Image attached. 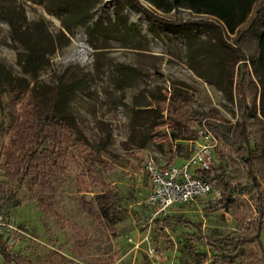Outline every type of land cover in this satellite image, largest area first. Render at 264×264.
Returning <instances> with one entry per match:
<instances>
[{"label": "rangeland", "instance_id": "obj_1", "mask_svg": "<svg viewBox=\"0 0 264 264\" xmlns=\"http://www.w3.org/2000/svg\"><path fill=\"white\" fill-rule=\"evenodd\" d=\"M138 4L147 12L125 0H0V148L8 145L10 121L29 99V87L60 85L61 106L99 153L97 159L93 149L70 147L56 172L14 183L0 165V180L7 181L0 191V235L30 264H59L46 259L51 252L65 257L60 264L258 263L264 255V224L261 244L238 239L254 231L247 228L250 218H264V179L258 175L261 187L254 189L243 163L220 141L211 174L220 196L210 199V192L175 205L169 220L150 217L146 162L181 164L188 152L185 140L172 139L162 124L167 94L186 92L196 118L205 113L210 120L240 121L235 97L230 100L218 86L227 85L231 69L235 84L237 65L249 60L244 56L235 64V52L216 27L203 23L209 17L183 6L164 13L143 0ZM223 37L248 54L236 35ZM27 44L46 53L35 79L20 65ZM11 78L30 82L19 101L5 91ZM249 143L255 148L252 137ZM3 160L0 155V164ZM94 167L103 185L90 173ZM215 171L237 186L230 197L213 178ZM47 181L51 189L44 187ZM109 189L115 212L98 203ZM39 199L51 210H42ZM105 218L113 222V231Z\"/></svg>", "mask_w": 264, "mask_h": 264}, {"label": "trees", "instance_id": "obj_2", "mask_svg": "<svg viewBox=\"0 0 264 264\" xmlns=\"http://www.w3.org/2000/svg\"><path fill=\"white\" fill-rule=\"evenodd\" d=\"M66 3H73V0H62ZM69 1V2H68ZM85 1V0H82ZM136 8H142L138 0H125ZM152 4L154 9L162 12H169L172 9L183 6L192 13L202 14L211 20L203 22L216 27L220 39L235 52V64L246 56V62L237 65L236 79L233 83L235 73L233 69L227 71L229 79L227 85L218 86L223 93H226L230 100H236V107L240 114V121L230 122L228 120H209L211 129L215 130L220 142L228 147V152L235 154L239 162L249 176L254 189L261 187L258 175L264 179V1L261 0H143ZM75 6V4H70ZM140 5V6H139ZM77 14L81 9L77 10ZM78 16V15H77ZM155 18L158 16H154ZM80 19V18H79ZM78 19V20H79ZM161 20V19H160ZM236 35L235 42L242 43L248 51L244 54L241 47H235L228 43L223 35ZM245 41V43H243ZM26 52L20 60L22 72L31 79H35L39 70L47 61L46 53L39 45H25ZM224 81V80H223ZM27 79H13L6 81L5 91L12 95L13 101H19L29 86ZM224 83V82H223ZM246 83V84H245ZM233 84L236 88H233ZM30 95L26 103L21 104L20 112L12 118L9 126V142L3 147L0 155H3V162L0 164L2 175L9 182H16L21 177L40 175L42 172L54 173L60 162H63L65 154L70 147H81L85 151H94V158H99L98 150L92 148L83 134L75 127L74 120L70 113L61 106L63 92L60 85L50 89H37L35 85L29 87ZM165 119L162 124L171 130L172 139H191L195 137V128L202 119L208 117L205 113H199L197 118L188 108L189 96L186 92L173 90L167 94ZM235 97V100H234ZM250 98V100H249ZM162 117V116H159ZM248 119H253L252 122ZM253 138L256 142L252 148L249 140ZM46 143L42 149L38 147ZM96 162V160H94ZM93 163V162H92ZM99 176V184L103 185V177L94 167L92 171ZM93 174V173H92ZM91 174V175H92ZM212 170L205 174L210 181ZM214 179L221 187L223 195L230 197L237 187L226 183L223 173L215 171ZM7 181L0 180V191L6 186ZM46 189H51L50 182H43ZM259 199V195H258ZM260 200V199H259ZM261 202V201H259ZM102 208H108L115 212L113 190H107L103 199L98 200ZM39 207L42 210H51L50 203L39 199ZM262 213V205L258 209ZM263 217V216H262ZM106 219V218H105ZM165 220L171 219L166 216ZM246 220V215H244ZM108 226L113 231V222L106 219ZM264 218L254 221L251 218L247 222V228L254 231L244 234L238 240L247 243H260V233ZM236 245V243H234ZM235 246H233V249ZM0 258L3 264H30L19 253H13L8 248V243L0 235ZM49 262H65V257L59 252H51L46 258ZM228 261L227 256L220 257ZM250 264V263H249ZM253 264V263H251ZM255 264H264V255Z\"/></svg>", "mask_w": 264, "mask_h": 264}, {"label": "built area", "instance_id": "obj_3", "mask_svg": "<svg viewBox=\"0 0 264 264\" xmlns=\"http://www.w3.org/2000/svg\"><path fill=\"white\" fill-rule=\"evenodd\" d=\"M208 120L204 118L197 125L194 138L184 139L188 152L181 158V164L175 161L158 163L152 159L146 162L144 168L149 191L145 203L152 220L166 218L177 209L175 205L191 204L200 195L211 192L213 196L210 199L220 196L221 190L205 175L212 170L213 157L220 141Z\"/></svg>", "mask_w": 264, "mask_h": 264}]
</instances>
